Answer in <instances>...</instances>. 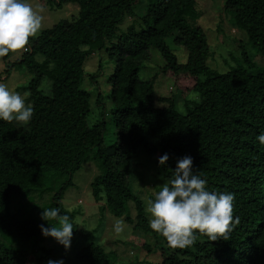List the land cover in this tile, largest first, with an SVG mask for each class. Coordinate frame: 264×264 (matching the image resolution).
<instances>
[{
    "label": "trees",
    "instance_id": "obj_1",
    "mask_svg": "<svg viewBox=\"0 0 264 264\" xmlns=\"http://www.w3.org/2000/svg\"><path fill=\"white\" fill-rule=\"evenodd\" d=\"M196 1L38 0L50 10L75 6L77 13L30 37L15 60L6 61L13 51L0 57L6 78L16 66L28 73V81L16 91L28 93L26 103L33 107L26 125L0 121V264H47L49 259L112 264V254L90 232L79 233L74 227L65 249L41 235L38 225L50 226L45 221L12 213L15 200L44 192L54 178H65L50 207L73 222L62 196L88 157L99 170L90 192L95 203H102L100 211L107 210L154 240L158 260L140 264H264V144L256 139L264 133V69L252 71L251 57L245 53L237 59L244 66L225 73L211 69L205 33L188 24L200 16ZM218 1L232 26L264 56V0ZM126 17L133 21L120 32ZM171 36L186 53L182 64L166 44ZM151 49L162 60L161 74L169 75L179 89L184 113L176 110L172 97L154 96L153 79H139ZM95 52L114 63L107 78L111 104L107 111L100 94L81 87L84 78L86 87L96 83L95 73L84 72V63ZM192 93L198 100L186 98ZM91 101L98 113L89 122ZM108 116L114 139L105 144ZM139 150L165 183L173 178L177 160L187 155L210 191L234 193L233 216L239 222L228 240L212 241L197 234L192 246L172 248L150 229L141 199L154 198L153 188L147 186L140 196L132 187L138 168L133 158ZM164 153L169 159L160 166L157 161ZM45 242H50L49 248H40Z\"/></svg>",
    "mask_w": 264,
    "mask_h": 264
},
{
    "label": "rangeland",
    "instance_id": "obj_2",
    "mask_svg": "<svg viewBox=\"0 0 264 264\" xmlns=\"http://www.w3.org/2000/svg\"><path fill=\"white\" fill-rule=\"evenodd\" d=\"M29 2L33 9L41 16V29L38 33L51 28L59 21L71 19L77 13L75 6L68 5L62 9L50 10L44 4L39 3L38 0H29ZM220 8L221 3L218 0H197L196 9L200 16L188 21V24L200 27L206 35L211 53L207 65L217 73H225L237 67L238 64L244 66L245 63L243 61L238 62L237 59L240 54L245 53L251 57V62L254 65L252 71L264 69V56L247 43L244 32L232 26L227 20V15L223 11H220ZM134 12L136 15L140 14L139 5L134 7ZM132 21L133 18H124L123 23L119 26V31L124 32ZM172 39L173 36L168 37L166 44L175 55L177 62L182 64L186 61V53L183 47L174 44ZM21 52V49L14 50L6 61L15 60L22 54ZM149 55L150 60L142 65L139 79L142 81L153 79L154 96L156 98L162 96L172 97L176 110L179 113H184L183 102L179 98V89L174 85L169 75H162L160 72L163 66L158 53L151 49ZM35 59L40 60V56L36 55ZM113 65V61H108L102 53L98 52L91 55L84 63L85 75L88 72L95 73L96 83L90 87H86L85 83L87 80L84 78L81 87L93 92L95 95L100 94L102 107L106 111L111 108L110 101L107 98L110 86L107 78L111 73ZM5 66V63L0 60V82L6 83L10 89L16 91L17 87L28 81V73L20 66L14 67L9 77L6 78V76L2 75ZM84 80L86 81L84 82ZM188 97L189 100H198V97L193 93L186 96V98ZM90 107L89 122H92L96 120L98 111L94 101L90 102ZM111 120L110 116L106 118L108 127L104 138L105 144H109L114 139L113 128L110 124ZM133 164L138 167L137 172L133 174L135 178L132 186L134 191L139 189L141 192L151 185L150 187L153 188L152 192L155 193L165 184L163 179L156 174L153 162L149 161L141 150L138 151L137 157L133 158ZM98 173L99 170L96 164L88 157L86 163L73 175L72 185L63 193L61 203L67 211L73 214V224L76 231L93 234L96 237V242L107 253L112 254L111 256H116V258L110 256L112 264H140L157 261L158 255L153 250L154 240L150 235H146L140 231H133L132 227L125 223L123 219L112 216L107 210L105 212L100 211L102 203H95L90 192V183ZM64 179L54 178L52 183L49 181L46 184L47 189L44 192H33V194L24 200H15L12 205V213H21L24 216L28 215L31 218L43 221L40 213L44 208H50L51 197ZM140 196H143L142 192ZM148 199L144 195L141 200L150 219V214L147 211ZM116 221L123 222L121 225L122 231L120 232L115 231ZM50 241L53 242V240ZM125 242L128 244L132 242V244L125 246ZM47 243L50 242H45L39 247L49 248ZM159 243L161 242L159 241ZM143 245H147L150 250L148 251L143 248Z\"/></svg>",
    "mask_w": 264,
    "mask_h": 264
},
{
    "label": "clouds",
    "instance_id": "obj_3",
    "mask_svg": "<svg viewBox=\"0 0 264 264\" xmlns=\"http://www.w3.org/2000/svg\"><path fill=\"white\" fill-rule=\"evenodd\" d=\"M40 29L41 16L29 0H0V57L25 48L30 43L29 38ZM27 95L0 82V121L28 124L33 117V107L26 103ZM256 139L264 144V133ZM168 159V154L164 153L158 158V165L164 166ZM172 174L173 178L147 201L150 229L162 235L172 248L192 246L197 234L207 235L212 241L228 240L239 222V218L233 216L234 193L210 191L206 179L193 168L191 156L178 159ZM40 217L50 225H38L41 235L53 238L68 249L74 229L69 216L50 207L44 208ZM122 223L116 221V232L122 231ZM47 264H63V261L49 259Z\"/></svg>",
    "mask_w": 264,
    "mask_h": 264
}]
</instances>
